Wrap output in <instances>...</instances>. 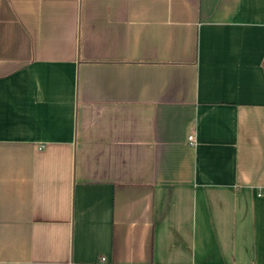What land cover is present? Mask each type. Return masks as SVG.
I'll list each match as a JSON object with an SVG mask.
<instances>
[{
    "label": "crops",
    "instance_id": "1",
    "mask_svg": "<svg viewBox=\"0 0 264 264\" xmlns=\"http://www.w3.org/2000/svg\"><path fill=\"white\" fill-rule=\"evenodd\" d=\"M0 264H264V0H0Z\"/></svg>",
    "mask_w": 264,
    "mask_h": 264
},
{
    "label": "built area",
    "instance_id": "2",
    "mask_svg": "<svg viewBox=\"0 0 264 264\" xmlns=\"http://www.w3.org/2000/svg\"><path fill=\"white\" fill-rule=\"evenodd\" d=\"M187 142L190 144V145H193L195 143V138L193 135H189L187 137Z\"/></svg>",
    "mask_w": 264,
    "mask_h": 264
}]
</instances>
